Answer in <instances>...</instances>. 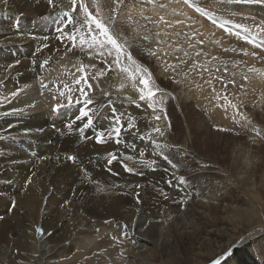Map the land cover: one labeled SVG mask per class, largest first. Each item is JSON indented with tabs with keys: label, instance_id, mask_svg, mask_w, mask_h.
Wrapping results in <instances>:
<instances>
[{
	"label": "rangeland",
	"instance_id": "374dc122",
	"mask_svg": "<svg viewBox=\"0 0 264 264\" xmlns=\"http://www.w3.org/2000/svg\"><path fill=\"white\" fill-rule=\"evenodd\" d=\"M54 2L67 3L66 0ZM166 2L168 0L157 1ZM195 2L201 7L205 3L204 8L211 10L218 19L227 21L228 27L246 24L257 43L264 40V33L254 22L235 21L232 14L238 15L241 11L245 17L253 14L260 22L264 20V6L241 4L229 7L218 5L216 0ZM14 4L13 0H0V28H3L0 29L1 259L10 254L11 259L23 262L25 259L27 264H46L45 257L56 242L51 240L49 232H44L43 224L58 219L62 222L75 213L81 219L79 225L87 224L102 248L95 249L91 255L96 254L94 258L81 256L78 260L52 264H119L123 260L125 264H213L216 260L219 264H264V89L247 90V80L242 79L247 71L243 73L231 64L233 56L230 51H225L228 47L223 45L224 48L210 50L205 43L199 44L201 58L197 62L188 56L189 53L184 55L186 46L168 45L169 41L165 42L167 48L182 53V57L160 60L158 55L149 54L153 51L151 47L141 51L140 57L132 54L151 73L150 86L160 90L151 101L147 98L141 101L139 91L131 84L124 89L118 87L120 77L111 69L106 75L92 79L98 69L107 67L95 51L79 47L68 51L71 42L56 39L59 33L55 21L60 8L54 9L47 0H23V6L27 4L30 9H20L17 3ZM110 10H104V15ZM126 11H118L114 28L122 40L127 41L131 51L133 38L139 39L132 26L139 19L132 15L135 21L128 24ZM119 21L126 22L128 27L123 30ZM149 21L153 26L155 20ZM10 31L21 33L18 42H9L11 35L4 33ZM160 36L152 34L143 40L152 46H160L159 39L164 37ZM232 36L235 38L226 35V42L237 40L247 51L264 52V47L256 48ZM25 42L33 46L26 50ZM33 61L37 63L36 67ZM58 64L68 68L75 65L77 78L82 75L77 69L81 65L88 66L84 75L91 88L85 85L84 90L93 103L86 109L92 118V124L87 128L83 126L88 117L76 120L86 98L79 93L81 85H69L73 88V103L58 111H52L54 105L61 103L58 101L41 110L44 115L37 112L40 110L30 112L35 106L33 103L29 106L21 104H28L24 98L25 84L40 86L44 77L41 71ZM166 64L175 65V68L165 71ZM202 64L208 71L199 67ZM91 65L98 67L93 69ZM27 69L34 79L22 84L20 81ZM230 80L235 83H228ZM39 90L43 92L41 88ZM13 92L17 95L12 96ZM217 94L236 103L238 111L250 124L242 126L245 121L236 116V110H225L223 99H214ZM77 98L81 100L80 104L75 103ZM63 103L67 105V100ZM150 103L153 107H149ZM21 106L24 107L22 111H14ZM117 115L121 116V132L119 136L113 133L109 137L108 132L115 126ZM234 116L239 123L235 122ZM129 120L134 125L131 128L128 127ZM156 127L164 133L162 136L152 131ZM43 128L63 139L53 146V141L43 138ZM97 132L104 133L101 142L96 139ZM39 137L42 139L38 143L32 141ZM109 154L117 157L111 163L108 162ZM127 156L133 159H125ZM125 165L132 171H126ZM173 190L182 200L180 206ZM59 221L57 238L67 239L61 245V250L65 251L69 249L66 241L72 237L73 225H60ZM24 228L28 230L22 234ZM29 230L33 232V238ZM214 230L216 232L211 236L208 231ZM207 234L211 237L205 236ZM214 249L221 252L211 257L210 252Z\"/></svg>",
	"mask_w": 264,
	"mask_h": 264
},
{
	"label": "bare ground",
	"instance_id": "6f19581e",
	"mask_svg": "<svg viewBox=\"0 0 264 264\" xmlns=\"http://www.w3.org/2000/svg\"><path fill=\"white\" fill-rule=\"evenodd\" d=\"M67 1V0H66ZM158 1V0H157ZM159 1H163L164 0H159ZM13 3H17L16 5H18V8H22V9H30V7H27L26 5L27 4H24L23 6V0H13ZM66 3V2H65ZM101 3L104 4V10H108V8H112L114 7V5H112V0H101ZM201 3V2H199ZM14 4V5H15ZM166 5H168L167 8L165 9H156L154 8L153 6L151 5H143V10H144V15H149V17L155 21H158L159 20V17L160 16H164L165 19L169 20V21H172L174 22L176 19H182L184 20V23L183 25H180V24H175L173 23V26L172 27H166L164 26L163 24H156V23H153V26L152 24H149L148 22H150L149 20H145L143 19V17H141L139 15V8L140 6L139 5H136V0H125V4L122 5L120 8H119V12H123V10H127L126 13L124 15H128L129 13V10H132V15H135V17H138L139 19V22H135L134 26H132L134 29V34L139 37L138 38H133L132 40V47H131V52L132 54L137 58L139 56V53L141 51H144L146 48L148 47H151V49L155 52H157V55L161 58L160 60H162V58H165L166 60H170L172 59V57L174 59H176L177 57H182V53H177L176 50H170L167 48L168 45L170 44H176V45H183L187 47L186 51L187 53H189V57L192 58L194 61L196 60H199L201 57L200 56H197L196 55V52L198 51L200 53V48H199V44H196V41L197 40H202L203 43L206 44V46H208L211 49H215L216 47L217 48H221V46H227L229 51L231 52V56H233V60L231 62L232 65H234V62L235 63V68H238L241 72L245 73L247 71V68L250 67V66H255L257 68H264V52H257L259 53V55H256L255 57L251 55L252 51L248 50L247 52L249 53V55H244V53L241 51V49H246V47L242 46L240 43H237L235 41L231 42H226V35L229 37V38H235L234 36L232 35H229L227 33H225L223 31V29H219V28H216L215 26H213V23H211V21H209L208 19H206L205 17H201L199 16V14L197 15L192 9H189L187 7H184L183 5H178V4H175L174 2L173 3H169V0L168 2L165 3ZM204 5V7H206V4L205 3H202ZM11 6L13 5L12 3L10 4ZM134 5H136L134 7ZM210 6V5H208ZM247 6H250V5H247ZM13 7V6H12ZM45 7V6H44ZM241 7V6H240ZM243 7V6H242ZM173 8H175L177 10V12L179 11H183L187 14V18L186 17H177V16H174L172 14V10ZM9 9V8H8ZM14 9V8H13ZM244 9V7H243ZM10 10V9H9ZM245 10V9H244ZM12 11V10H11ZM226 11V10H225ZM237 11V10H236ZM239 11V10H238ZM241 11V10H240ZM239 11V12H240ZM248 11V10H247ZM13 12V11H12ZM219 12V11H218ZM228 12V11H227ZM242 12V11H241ZM238 13V15H235L233 16L234 20L235 21H239V22H244V23H247V24H251L254 22V24H259L260 22L258 20H253L251 19V17H249V15L247 17H245L244 15H242V13ZM33 13V11H32ZM35 13V12H34ZM108 13V11H107ZM220 13V12H219ZM230 13V12H229ZM245 13V12H244ZM38 15V13H36ZM27 15V13H26ZM25 15V16H26ZM31 15V14H30ZM227 15V14H226ZM232 15V14H231ZM33 16V15H32ZM36 16V15H35ZM228 16V15H227ZM253 17V14L251 15ZM258 16V15H257ZM34 17V16H33ZM255 17V16H254ZM231 18V17H230ZM23 19V18H22ZM137 19V18H136ZM43 20V19H42ZM135 21V20H134ZM224 21V20H223ZM9 22V21H8ZM152 22V21H151ZM30 24V23H29ZM119 26L120 28H122L124 30V28H127L128 27V24L126 22H120L119 21ZM41 25V24H40ZM246 25V24H245ZM39 26V25H38ZM44 26V24H43ZM46 26V24H45ZM48 26V25H47ZM229 26V25H228ZM1 27V26H0ZM5 27V26H4ZM9 27V26H8ZM31 27V26H30ZM41 28V27H40ZM0 29H3V28H0ZM32 29V28H31ZM178 29V31L180 32L181 31V34L179 35H176V32H174V30ZM5 30V28H4ZM15 30V28L13 29ZM42 30V29H41ZM49 30V29H47ZM45 30V31H47ZM53 30V28H52ZM6 31V30H5ZM28 31V30H27ZM38 31V30H37ZM43 31V30H42ZM213 31H216L217 32V35L215 32ZM44 32V31H43ZM159 32L160 35L164 36H160L162 37L161 39H159L160 41H163V43H159L160 46L157 45H150V43L148 44L146 41L143 40V37L144 36H150L152 34L156 35V33ZM178 32V33H179ZM50 33V32H48ZM47 33V34H48ZM164 33H167V35H164ZM184 33V34H182ZM11 35V39L9 40V42H18L19 38L21 37L18 32L17 33H14V32H7V33H4V35ZM26 34V33H25ZM52 34V33H51ZM54 34V33H53ZM44 35V34H43ZM57 35V34H56ZM42 37V36H41ZM44 37V36H43ZM46 37V36H45ZM48 37V36H47ZM166 37V39H165ZM188 37L191 38V40L189 41ZM154 38V37H153ZM152 38V39H153ZM49 39V38H48ZM155 39V38H154ZM158 39V38H157ZM34 42L36 39H33ZM38 40V39H37ZM40 40V39H39ZM38 40V41H39ZM151 40V39H150ZM15 41V42H14ZM157 41V40H156ZM155 41V42H156ZM168 41L170 43H168ZM218 41V42H217ZM165 42L168 43V45L166 46ZM189 42H191L192 44H194L195 46L193 48H190L188 47L187 45L189 44ZM239 42V41H238ZM24 45V43H22ZM161 44L164 45V47L162 46L161 47ZM25 45H26V50L30 47V46H33L31 43H26L25 42ZM245 45V44H244ZM202 46V44H201ZM223 46V48H224ZM249 46V45H247ZM136 47H138V51H136ZM177 47V46H176ZM182 47V46H181ZM172 48V47H171ZM207 48V47H206ZM208 48V49H209ZM250 48V47H249ZM252 48V47H251ZM227 49V48H226ZM232 49H235V51H232ZM180 50V49H179ZM204 50V49H203ZM258 50V49H257ZM206 51V50H205ZM86 52V51H85ZM180 52V51H179ZM213 52V50H212ZM227 52V51H226ZM226 52L223 53L224 56L226 55ZM89 53V52H88ZM87 53V55H88ZM203 53V52H202ZM215 53V52H214ZM83 54V53H82ZM81 54V55H82ZM230 55V54H228ZM84 56V55H83ZM82 56V57H83ZM220 56V55H219ZM140 57V56H139ZM188 57V58H189ZM177 58V59H178ZM158 59V58H157ZM86 61V60H85ZM159 61V60H158ZM204 61V60H203ZM244 61H246L244 63ZM6 62V61H5ZM4 62V63H5ZM31 62V61H30ZM29 62V63H30ZM34 62V61H33ZM197 62V61H196ZM2 63V62H1ZM28 63V64H29ZM35 63V62H34ZM88 63V62H87ZM157 63V62H156ZM247 63V64H246ZM3 64V63H2ZM6 64V63H5ZM22 64V63H21ZM37 63H35V67L37 66L36 65ZM15 65V64H14ZM23 65V64H22ZM103 65V64H102ZM16 66V65H15ZM25 66V65H24ZM30 66V65H29ZM14 67V66H13ZM98 67V66H96ZM95 67V68H96ZM10 68V67H9ZM21 68V67H20ZM30 68V67H29ZM24 69V68H23ZM76 66L75 65H70L69 68L68 66L64 65V64H58V65H55L54 67L50 68V69H47V70H43L41 71L40 74L43 73L44 77L42 78L41 81H43L45 84L48 85L47 88H44L42 89L43 90V94L42 91H40L39 89L41 88L40 86H37V84L35 85L34 83H27L25 84V90H26V94H24V98H25V101L28 102V104H25L23 102H21V104L23 105H27L29 106V103H33L35 104V106H33L34 108L31 109L30 112H32V110H40V111H37V112H41V110H44L45 108H48L51 107V105H53V103H55L56 101L58 102H64L67 100V93L65 95L64 98L60 97L59 95V91L58 89H63V85L65 83H67L68 85L72 84L73 81L75 79H77V72H76ZM94 69V68H93ZM16 70V68H15ZM20 70V69H19ZM101 70V69H100ZM22 71V70H21ZM27 72L25 73L24 77L22 78V80L20 81V83L24 84L25 82H30L32 79H34V75L31 73V72H28V69L26 70ZM62 71H65L64 73H61ZM91 71V70H90ZM94 71V70H93ZM99 71V69L97 70V72ZM12 72H13V68H12ZM16 72V71H15ZM18 73V72H17ZM21 73V72H20ZM95 73V71H94ZM19 74V73H18ZM20 75V74H19ZM247 75L249 76V79L247 80V83L246 81H244L246 84V87H248L247 90H249L250 92L253 91V90H260V89H264V77H260L256 74H252V73H247ZM61 77V78H60ZM64 80V81H63ZM175 80V79H174ZM102 81V80H101ZM105 81V80H104ZM37 86V87H34V85ZM241 86H243V82L241 80ZM188 85V84H187ZM190 85V84H189ZM110 86V85H109ZM34 87V88H33ZM40 87V88H39ZM105 87V86H104ZM108 88V87H107ZM110 89V88H109ZM246 89V88H245ZM113 90V89H112ZM262 92V91H261ZM117 93V92H116ZM119 93V92H118ZM249 95V94H248ZM53 96L56 97V99H53ZM20 104V105H21ZM20 108V107H19ZM24 108V107H23ZM22 106H21V109H23ZM24 111H26V108L24 109ZM29 111V110H28ZM25 113V112H24ZM42 113V112H41ZM44 113V112H43ZM42 113V114H43ZM44 115V114H43ZM50 115V114H49ZM46 116V115H45ZM42 118V116H41ZM43 119V118H42ZM36 121V120H35ZM45 122V121H44ZM32 123V122H31ZM30 123V124H31ZM29 124V123H28ZM41 125V124H40ZM44 125V124H43ZM35 126V124L33 125ZM56 126V125H55ZM28 127H32V126H28ZM36 127V126H35ZM44 127H47L46 125ZM49 127V126H48ZM57 127V126H56ZM41 128V127H40ZM51 128V127H49ZM60 128V126H59ZM37 129V127H36ZM42 129V128H41ZM48 129V128H46ZM45 128H43V132L42 133H45V134H42L43 135V138H47V139H50L51 141H53V146L54 145H57L58 144V141H60L62 138L61 135H57V136H53L51 134V132L48 130H46ZM35 130V129H34ZM60 130V129H59ZM58 130V131H59ZM62 130V129H61ZM28 131V130H27ZM31 131V130H30ZM42 131V130H41ZM47 131V132H46ZM56 131V130H55ZM63 131V130H62ZM54 132V131H53ZM60 132V131H59ZM27 133V132H26ZM31 134V132L28 131V134ZM34 134H36L34 132ZM34 134H32L34 136ZM40 134V133H39ZM38 134V135H39ZM54 134V133H53ZM57 134V133H56ZM26 135V134H25ZM37 135V136H38ZM55 135V134H54ZM26 136H29V135H26ZM33 136H30V137H33ZM40 136V135H39ZM42 139V137H39L37 139H34L32 141L34 142H37L39 141V139ZM65 138V137H64ZM40 143V142H39ZM46 144V143H45ZM48 144V143H47ZM52 144V143H51ZM69 157V156H68ZM72 160V159H71ZM81 161V160H80ZM83 162V161H82ZM73 164V163H71ZM82 164V163H81ZM83 165V164H82ZM81 165V166H82ZM86 167V165H84ZM74 167V166H73ZM81 168V167H80ZM84 168V167H83ZM84 170V169H83ZM77 172V171H76ZM110 179V178H109ZM113 180V179H112ZM90 181V180H89ZM84 182V181H83ZM105 184V183H104ZM117 185V184H115ZM94 187V186H93ZM71 188V187H70ZM113 188V187H112ZM110 189V188H109ZM115 189V188H114ZM97 191V190H96ZM108 192V191H107ZM47 193V191H46ZM58 193V192H57ZM172 194L174 196L177 197L176 201H177V204L180 206V203H181V199L178 197V192L176 190H173L172 191ZM9 196V195H8ZM30 196V195H29ZM42 196V194H41ZM10 198V197H9ZM32 198V196H31ZM35 198V197H34ZM172 198V197H171ZM28 200V198H26ZM37 199V198H36ZM35 200V199H34ZM179 202V203H178ZM47 214V213H46ZM53 218V217H52ZM62 220V219H60ZM80 217L78 216V214L76 215L75 213H73L72 217H68L67 220L64 219L61 221H59L60 225H69L72 227L73 225V232L71 234L72 237L69 238L68 241L66 242H69V249L67 250H61V245L65 243L64 240H67V239H63L61 238L60 236H58L57 238V231H58V228H57V224H58V221H53V222H50V223H44L43 224V228H44V232H49V235L52 237V241H55V245L53 248H51V251L48 253V255L45 257L46 259V264H52L53 262H62V263H66V261H72L73 259H76L78 260L81 256H89L90 258H94L96 256V254L91 257V255L93 254V252L95 253V249H98L99 246L98 244L96 243V240L97 238H95V236H93L90 231L88 230V227H87V224H83V225H79L80 224ZM49 222V221H48ZM203 224V223H202ZM205 225V224H204ZM70 227V228H71ZM251 228V227H250ZM33 229V228H32ZM249 229V228H248ZM21 230V229H20ZM28 228H24L23 231L21 232L22 234L24 233V231H27ZM206 231V229H205ZM70 232V231H69ZM207 232V231H206ZM216 230L214 231H208V233H215ZM220 232V231H219ZM242 232V231H240ZM29 233L31 235V238H33V232H31L29 230ZM66 235V234H65ZM209 234L205 235V236H208ZM245 235V234H244ZM212 236V235H211ZM210 236V237H211ZM220 236V235H219ZM209 237V236H208ZM208 237H203V238H206V239H209ZM139 239V238H138ZM204 239V240H206ZM71 240V241H70ZM207 241V240H206ZM227 242V241H226ZM230 242V240L228 241ZM225 245V244H224ZM102 248V246H100ZM226 247V246H225ZM100 248V249H101ZM220 249V248H219ZM99 250V249H98ZM97 250V251H98ZM222 250V249H221ZM110 251V250H109ZM111 252V251H110ZM221 252V251H217L216 249L213 250V252H210L212 254L211 257L213 256H217L218 253ZM61 253H64L66 255H61ZM2 254L0 255V264H5L8 262V264H14V263H18V264H27L25 263V259H24V262L22 260H19V259H11L10 258V254L6 257V259H1L2 258ZM98 256V255H97ZM113 256V255H112ZM122 259V258H121ZM26 261H29L28 259H26ZM67 261V262H68ZM126 261V260H125ZM108 264V262H106ZM198 263V262H197ZM119 264H125L124 260L123 261H120ZM199 264V263H198Z\"/></svg>",
	"mask_w": 264,
	"mask_h": 264
},
{
	"label": "snow or ice",
	"instance_id": "6c2138e0",
	"mask_svg": "<svg viewBox=\"0 0 264 264\" xmlns=\"http://www.w3.org/2000/svg\"><path fill=\"white\" fill-rule=\"evenodd\" d=\"M175 3L178 5H183L184 7H187L189 9L194 10L196 13H198L200 16L205 17L206 19L210 20L216 27L223 28L224 32L229 35H235L237 39L244 40L248 44L253 45L256 48L264 47V40H261L259 43L256 42V38L253 35V33L250 31L248 27H246L244 24H233L232 27H228V22L223 21L217 18V16L209 9H206L204 7H201L195 0H169V3ZM47 3L55 8H60L61 10L57 14V28L56 32L59 33V35L56 37L58 40H67L71 42V47L68 48V51H73L77 47L81 49H88L89 51H95L105 62L107 65L106 68H103L96 72V74L92 77V79H96L97 77H101L107 74L108 69H111L112 71H115L117 75L120 77V83L118 87L120 89H124L128 84H131L133 89H137L139 91V99L141 101L145 100L146 98L150 101L155 96L156 92L160 91L159 89H153L152 86H150V81L152 79L151 73H149L148 69L140 65L136 59H134L132 52L129 50V46L127 44L126 40H122V37L120 34L115 30L114 24L117 23L118 18V10L119 8L125 4V0H112V5L114 7L111 8L110 13L108 15H104V4L101 3V0H67L66 4H58L55 3L54 0H47ZM216 3L218 5H227L231 7L232 5H262L264 6V0H216ZM136 5H139V15L143 17L145 20H150L151 18L144 15L143 5H151L156 9H165L168 7V5L164 3H157V0H136ZM134 5V7L136 6ZM172 14L177 17H186L187 14L183 11L177 12L175 8L172 10ZM233 15H236V13H232ZM127 23L131 24L133 23V16H132V10H129V13L127 15ZM251 19L255 20V17H251ZM153 23L156 24H163L166 27H172L173 23L183 25L184 20L182 19H176L174 22L169 21L165 19L164 16H160L158 21H154ZM70 26V27H69ZM256 27L259 29L261 33H264V20H261L259 24L256 25ZM234 29H239V31H234ZM156 35L159 37L160 33L157 32ZM164 35H167V33H164ZM176 35H179V33H176ZM149 37L144 36V39L147 40ZM44 39H47L45 37ZM189 41L191 40L190 37H188ZM159 43H163V41H159ZM202 40H197L196 44H202ZM195 45L189 42L188 47L193 48ZM47 47V45H45ZM225 51H229V49H225ZM232 51H235V49H232ZM241 51L244 53V55H249L246 49H241ZM150 55L157 56V52L150 51ZM184 55L187 56L188 53L185 51ZM196 55L199 56L200 53L197 51ZM252 56H256V52L251 53ZM111 57V60L109 61L108 58ZM159 58V57H157ZM213 59H216L213 57ZM183 62V61H181ZM47 63V61H45ZM234 62V65L235 66ZM11 67V65H9ZM88 66L81 65L77 71L82 73V75L75 79L73 81V85H81L79 88V93L82 97H86L83 99L82 104L83 106L79 109V115L76 116V120H81L83 117H88L87 123L84 124V128L89 127V125L92 124V118L88 116L87 112V106L92 104L93 101L90 98H87L88 93L84 90V86L87 85L89 89L91 88V85L88 84V80L85 78V69ZM91 67H95V65H91ZM192 67L195 69L197 65L194 63ZM204 71H208V68L205 65H200ZM168 68H175V65L172 64H166L165 71H167ZM226 70V69H225ZM247 73L256 74L260 77H264V68H257L255 66H250L247 68ZM216 79H221L220 77H217ZM242 79L248 80L249 76L247 74L242 75ZM81 81H83V84H81ZM206 83L211 84V81H207ZM228 83H235L234 81L230 80ZM139 85H143V87H139ZM41 89L47 88L48 85L45 84L43 81L40 83ZM60 97L64 98L67 93V105H65L63 102L58 103L53 106L52 111H58L62 107H66L68 105H71L73 103V88H70L67 83L63 85V89H58ZM43 94V92L41 93ZM12 96H16L17 93L13 92L11 94ZM53 99H56L55 96H53ZM214 99L217 101L223 99L224 103L222 107L227 110L228 108H231L233 110H236V116H239L242 118L245 123L244 127H247L250 124V121L247 120V117L243 115V113H240L238 111L239 106L236 103H233L228 99L227 96H224L221 98L219 94H217ZM135 103V101H132ZM75 103L80 104L81 100L77 98L75 100ZM33 105H30L32 107ZM219 106V105H218ZM139 107V105H137ZM149 107H153V105L150 103ZM14 111H22V109L15 110ZM116 110L113 109V113H115ZM159 119V117H156ZM234 120L236 123H239V119H236L234 116ZM121 116L117 115L114 119V127L111 129V131L108 132V136H112L113 133H115L117 136H119L121 132ZM133 123L131 120L128 122V127H133ZM69 128H71V125H68ZM225 130V129H221ZM81 133H83V128L80 129ZM152 131L159 133L161 136L164 134L159 127H156L152 129ZM259 135V133H257ZM104 136L103 132H97L96 133V139L98 142H101L102 137ZM141 139H145V136H141ZM150 138V134L148 136ZM155 143V141H152ZM159 147V145H157ZM111 159H109V163L112 162V160L116 159L117 157L114 155H111ZM141 156H143V152L140 153ZM68 159H73V157H68ZM127 160H132L133 157L127 156L125 157ZM151 163H155V161H152ZM126 171H132L131 168H129L127 165H125ZM183 180V178H181ZM40 229H37V232H39ZM213 264H219V260H216L213 262Z\"/></svg>",
	"mask_w": 264,
	"mask_h": 264
}]
</instances>
